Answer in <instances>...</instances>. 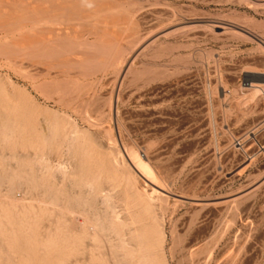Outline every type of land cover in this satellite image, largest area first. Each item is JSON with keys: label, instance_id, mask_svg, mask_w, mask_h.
<instances>
[{"label": "rangeland", "instance_id": "obj_1", "mask_svg": "<svg viewBox=\"0 0 264 264\" xmlns=\"http://www.w3.org/2000/svg\"><path fill=\"white\" fill-rule=\"evenodd\" d=\"M262 84L264 0H0V264H264Z\"/></svg>", "mask_w": 264, "mask_h": 264}, {"label": "bare ground", "instance_id": "obj_2", "mask_svg": "<svg viewBox=\"0 0 264 264\" xmlns=\"http://www.w3.org/2000/svg\"><path fill=\"white\" fill-rule=\"evenodd\" d=\"M215 26V25H214ZM42 34V33H41ZM40 34V35H41ZM44 34V33H43ZM34 36V35H33ZM36 37V36H35ZM29 38H31V36H29ZM34 38V37H33ZM32 39V38H31ZM40 40V39H39ZM44 40V39H43ZM29 41H32V40H29ZM36 41V40H35ZM42 41V39H41ZM30 43V42H29ZM264 85V84H262ZM81 111V110H80ZM89 120V119H88ZM133 152V151H132ZM131 153V152H130ZM132 154V153H131ZM136 154V153H135ZM133 153V159H134V162H135V165L137 167V169L143 174L145 175V177L147 178H153V172H152V169L150 168V166L148 165V163L142 158V156H140V154H136L135 155ZM131 158V157H130ZM132 159V160H133ZM155 180V179H154ZM159 188L163 189L162 187L159 186ZM156 191H159L161 192L160 190H156ZM155 192V191H154ZM163 193V192H161ZM164 194V193H163Z\"/></svg>", "mask_w": 264, "mask_h": 264}]
</instances>
